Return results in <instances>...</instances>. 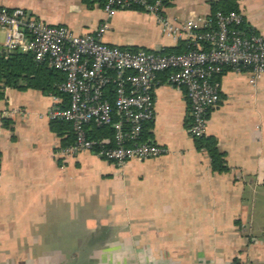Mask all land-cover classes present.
Listing matches in <instances>:
<instances>
[{"label":"crops","instance_id":"0c3cea01","mask_svg":"<svg viewBox=\"0 0 264 264\" xmlns=\"http://www.w3.org/2000/svg\"><path fill=\"white\" fill-rule=\"evenodd\" d=\"M220 0H169L176 24L207 18ZM245 31L264 38V0H238ZM77 35L108 22L103 42L132 51L180 49L146 11L108 18L100 0H0ZM5 32L0 29V48ZM169 72L154 86L145 127L168 153L124 167L88 152L63 157L68 138L48 113L59 102L40 90L6 88L0 100V264H264V75L226 69L206 136L228 171L188 133L190 103ZM3 262V263H2Z\"/></svg>","mask_w":264,"mask_h":264},{"label":"built area","instance_id":"2783aa9c","mask_svg":"<svg viewBox=\"0 0 264 264\" xmlns=\"http://www.w3.org/2000/svg\"><path fill=\"white\" fill-rule=\"evenodd\" d=\"M134 7L155 15L164 35L186 41L188 51H132L103 42L108 22L95 33L77 35L32 18L24 9L0 8L4 50L31 53L37 64L65 75L59 90L68 96L69 106L63 108L59 102L48 113L50 120L72 124L74 143L60 150L63 157L88 152L122 168L132 160L167 154V148L141 141L144 125L155 118L153 91L161 73L169 72V83L185 90L191 109L188 133L193 139L206 136L210 110L220 102L219 77L226 69L249 71L253 86L264 75V38L241 29L244 19L239 12L219 11L176 24L166 16L162 0H106L104 4L108 18ZM90 124L112 127L113 143L89 138Z\"/></svg>","mask_w":264,"mask_h":264},{"label":"trees","instance_id":"16d2710c","mask_svg":"<svg viewBox=\"0 0 264 264\" xmlns=\"http://www.w3.org/2000/svg\"><path fill=\"white\" fill-rule=\"evenodd\" d=\"M103 5L106 0H100ZM155 1V0H150ZM165 7H169V0H162ZM238 0H220L212 3V14L221 11L225 14L230 12H238ZM132 10L144 11L141 7H134ZM241 29H245L242 25ZM249 31V30H247ZM188 51L187 42H181L180 49H170L165 54H184ZM65 81V75L55 69L49 68L47 65L37 64L31 53H22L19 51L6 52L0 48V100L4 97L6 88H15L19 90L35 89L53 97L64 99L63 108L69 106L68 96L59 90V86ZM113 89V88H112ZM113 101V98H110ZM52 128L60 135L68 134V138L64 139L63 146L67 147L74 143L75 135L70 122L52 120ZM190 123V121H189ZM148 124V123H147ZM144 125L141 141L146 142L148 135L146 134ZM88 136L94 140H109L113 143L115 132L112 127L96 128L90 124L87 126ZM196 146L199 150H204L210 157L212 169L217 173H225L228 171L226 165L225 154L219 150L217 139L214 137L204 136L202 138H194Z\"/></svg>","mask_w":264,"mask_h":264},{"label":"rangeland","instance_id":"374dc122","mask_svg":"<svg viewBox=\"0 0 264 264\" xmlns=\"http://www.w3.org/2000/svg\"><path fill=\"white\" fill-rule=\"evenodd\" d=\"M0 259H1V257H0ZM3 263V262H2Z\"/></svg>","mask_w":264,"mask_h":264}]
</instances>
